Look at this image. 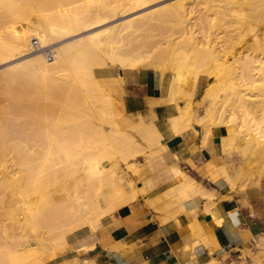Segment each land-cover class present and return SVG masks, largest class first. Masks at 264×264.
Segmentation results:
<instances>
[{
	"label": "bare ground",
	"instance_id": "6f19581e",
	"mask_svg": "<svg viewBox=\"0 0 264 264\" xmlns=\"http://www.w3.org/2000/svg\"><path fill=\"white\" fill-rule=\"evenodd\" d=\"M1 1L2 3L0 4L1 5L0 7H4V8H11L12 6L19 7L20 9H18L19 10L18 13H19V17L21 18L18 22L16 23L13 22L12 25L9 24L6 39H4L3 37H2L3 39H0V59L16 53L17 51H19L21 46H32L31 49L33 51L39 52L40 54L34 59L26 62L25 64H22L16 68H12L8 70L6 74L0 76V86L2 85L8 88L10 87L18 88L19 85L21 84V86L25 85L23 86L25 89V87L27 88L28 86L29 75H33L35 78L42 79V81L48 80V81H44L47 83L51 82V80L56 81L57 78H60V81L58 82H60L61 84L62 83L61 78H62V80L64 79V81L67 82V85L71 86V90L73 89L72 91L75 92L76 96L77 95L81 96V99L79 101L83 99V103L85 102V104L87 105L85 106L89 110L87 111V113L90 112L91 114V115L90 114L87 115L93 117L94 120L97 121L98 123L96 124L97 125L96 127L94 126L93 128L89 127L90 129L87 128V130H82L84 128L82 129L80 128L82 132H79L80 131L79 127L75 124L74 126L78 127L77 129L79 130L78 133L73 130L75 133L69 135L70 137L69 136L68 138L62 137V140L60 138L61 142L65 141L63 138L68 139L66 140L68 142L75 140V138L79 136L90 138V141L92 143L90 150L91 152L87 153L86 156H83L82 160L79 161L78 164H76V167H74L71 164V162L69 163L67 159L64 160L62 157L61 160V163L63 165L62 171L60 172V169H58L62 177L61 178L59 177L58 180L50 182L48 186L42 188L40 191H38L35 194H32L31 196H26V197L23 196L25 187L22 185H18L17 188H13L11 190L12 199L22 200V202L20 203L21 204L20 221L25 223V225L28 227V233L32 238V242L25 244L20 243V245L15 248H12L7 243H0V264H31L32 262H34L39 258L40 259L45 258L46 256L45 244H44L45 238L43 237H46V235L50 239L51 237L54 236L51 240L48 238L49 239L48 241H51L50 244L54 246H58L62 243H69L70 235L72 234L75 235L79 230L82 229L83 226L89 225L90 226L89 228L95 231L99 227L100 225L99 223L102 221L103 218H105L107 215L110 216V214L120 209L124 204L126 205V203L137 199L139 195L138 191L134 189L131 193H127L123 188L124 186L122 187L120 185V181L123 177L121 175L123 174L122 166L124 165L125 169L130 172L135 167L134 161L137 158V156L140 154V151L138 147H135L136 145L133 144L129 145L126 144V142L119 141V136H117V132L112 128H105L104 124H108V123L106 122L107 119L105 120V114H103V111L101 109L107 108V109L115 110L118 109V106L114 105L115 102L112 98L104 94L98 80L94 76L93 70L95 67H101V66L104 67L105 65L108 66L107 64H110L112 66L115 65L125 70L138 69L139 67L144 66L143 60L149 58L150 52L145 51L143 53H137L136 48H134L136 46L133 47V50L131 49L132 51L135 50L136 53L125 52L126 50L125 49H124L125 51L123 50L124 47H127L126 45L128 42L130 43L132 42L131 41L132 38H134L133 40H135L136 38H138L136 40H139V37H137L136 35L139 33L138 30H141L142 28L137 27L136 29L133 23H130L128 26L124 27L121 31L120 30L113 31L112 33H107V31L104 32L102 31L94 35H91L89 38L86 39L87 41H84L83 46L81 47L76 46V47L53 48L52 42L55 41V39H57L60 36H64L66 32L73 31L75 28L84 25L86 22L90 21L93 18L87 15V9H86L88 6H91L92 4L91 1L93 0H1ZM117 1L119 3H121L122 1L124 2V0H117ZM93 3H95V5L93 4V6L97 7V11L100 13V14L98 13L99 15L110 11L109 9L110 3H108L106 0H94ZM249 13H251V11H249ZM179 17L181 18L178 20L181 23L183 22L185 23L184 14L181 11L179 12ZM252 18H253L252 19L253 24L257 26L253 28L254 30L258 31L259 26L264 25V11L253 13ZM200 21H202L201 18ZM141 34H146V36H149L147 35L146 32L145 33L141 32ZM141 34L140 35L138 34V36H142ZM255 36H256L255 43L254 45H252L253 48L246 52L240 53L237 56L235 55V59L233 63L232 61H230L232 64L234 65L236 64V66L232 65L230 67L228 65V67L230 68L229 69L226 68V70H228L229 74L226 72V70L225 73L227 74L219 73L220 63H218V61L219 59L222 58H219L218 55H216L215 53H213L210 58L209 62L211 63L207 61L206 65L200 63L201 61H198L196 59L194 49H187V50L176 49L170 53L168 52L169 54L167 55L165 54L164 51H163L164 53H162L161 55L159 54V56L157 57L161 56L162 59L159 58L160 60L158 61L160 62L158 63L157 61V63L155 64V68L160 70L162 76H165L166 74L169 75L168 72L172 68H178L179 71L185 69L188 71V74L192 75V77L186 78V80L182 84H180V86L176 89V91L173 89L172 82H170L168 87L165 85L167 87V94H168L167 98H170L172 100L175 98L173 102H175V106L178 108L177 109L178 115L171 117L168 120L171 121L172 119V122L179 121L180 124L185 125V124H189V122H191L193 119L194 120L197 119L194 116V113H192L190 109L188 111L185 108V106L187 105H185L183 109H180L178 104L179 101L185 100L190 105L193 102L195 92L198 88L199 83L202 81H206L209 82V84L204 90V95L202 96L201 101L206 102V108L209 112V115L212 114L213 111L216 110L217 108L221 109L223 105L227 103L228 100H231L235 106L237 103L240 104L243 103L242 105L245 106L247 111V115H246L247 118L245 120L248 122V124H251L254 120H258V119H261V121L264 122V67H262L264 66V32H262V34L260 35L257 34ZM34 40H37L38 47L35 46V43L33 42ZM143 40L146 41L145 38ZM125 41H127V43H125ZM47 49H52V50H47ZM44 50L45 51L47 50V52H51L53 58L48 59V55L46 54L47 52L42 54L41 51ZM164 56L167 58L166 59L163 58ZM257 73H259L258 75H260L261 80L257 79L258 76ZM54 81L50 83L51 85L49 84L50 85L49 88H51L52 85L56 84L54 83ZM33 83L34 82H32V84ZM23 87H21L22 90ZM12 88H10L11 94L12 92H14L12 90L15 89ZM29 88H30L29 91H32L31 87ZM240 88L244 90L242 91ZM251 89H254L257 92H259L258 97L260 99L256 100L255 102L252 101L253 103L251 101H248L247 103L246 98L249 99L251 96L246 97L245 95L248 96L246 91ZM51 90H54L53 87ZM240 90L246 93L243 94L244 97H246L245 101L242 100L241 95H239L241 93ZM23 92L20 93L23 94ZM32 92L34 94V91ZM53 92L54 91H52L51 94ZM16 93L18 92L16 91ZM33 94L32 96H34ZM25 95L26 94H23L22 96ZM71 95H73L72 92ZM179 95L181 100H178L177 102V99L179 98H176V96ZM79 98L76 97L75 100L77 99L78 101ZM163 99H160L159 102H161ZM25 100L19 95V97L16 98L13 103H11L14 104V107L13 105H11L13 107L12 109L14 113L15 111L19 112L21 109L28 110L26 108L27 104L24 103L26 104L25 106L22 104L23 102H25ZM27 100H28L27 102L29 103V99ZM96 101H98L97 103L98 105L96 104ZM252 105L254 106L252 107ZM19 106H21L20 110L18 109ZM253 110L256 111L253 112ZM253 114H256L257 116L255 117ZM27 117H29V115ZM117 118L118 120H121L120 116H118ZM10 120L12 119L10 118ZM91 122L94 121L92 120ZM4 127H6V129H4V131L0 134L8 135V137L10 135L13 136V133L9 134L11 132L10 130L13 128V125H6ZM248 127H249L248 131L252 132L251 129L252 125ZM14 129L16 130V128ZM182 129L183 128L179 126L176 133H178ZM20 131L21 130L17 129V132L15 131L12 132L17 133L19 134L18 136H20L21 135L19 133ZM255 132L260 139L264 138V135L260 133L259 129L256 130ZM64 135L67 136L68 133L66 134V132L64 131ZM22 137H25L24 132ZM4 138L6 139V136ZM57 164H59V162H57ZM57 166H60V164ZM224 178L226 179L228 184L229 183L231 184V182L225 176V174H224ZM174 193L176 192L173 190L172 194ZM176 196L178 197V195ZM180 198L183 197L180 196ZM152 205L154 206V204ZM78 208L80 210H78ZM80 211H82V214L84 216H87L88 222L85 224L80 222L81 221V215L79 213ZM173 211L175 212V210ZM44 230L47 231L46 232L47 234H45V236H43L44 232L42 234V231ZM41 235L43 237H41Z\"/></svg>",
	"mask_w": 264,
	"mask_h": 264
},
{
	"label": "crops",
	"instance_id": "0c3cea01",
	"mask_svg": "<svg viewBox=\"0 0 264 264\" xmlns=\"http://www.w3.org/2000/svg\"><path fill=\"white\" fill-rule=\"evenodd\" d=\"M94 73L118 106L123 134L136 132L149 143L138 147L131 170L143 176L136 189L128 178L131 171L122 166L124 190L139 195L103 218L94 232L86 227L76 233L65 252L31 264L43 259L45 264H264V176L251 179L255 169L245 170L255 145L243 143L247 162L231 157L228 129L219 126L209 134L202 115L180 124L183 129L176 133L168 120L178 108L167 102L173 81L167 74L116 67ZM184 106L179 102L180 109Z\"/></svg>",
	"mask_w": 264,
	"mask_h": 264
},
{
	"label": "rangeland",
	"instance_id": "374dc122",
	"mask_svg": "<svg viewBox=\"0 0 264 264\" xmlns=\"http://www.w3.org/2000/svg\"><path fill=\"white\" fill-rule=\"evenodd\" d=\"M106 1L110 3V11L99 15L100 13L97 11V7L93 6V4L95 5V3H93L94 0L91 1V6H88L86 9L87 15L93 18L90 21L86 22L84 25L75 28L73 31L66 32V35L64 34V36H60L55 39V41L52 42L53 48L76 46L81 47L83 46L84 41H87L86 39L91 35L102 31H107V33H112L113 31L118 30L121 31L130 23H133L136 29L137 27L142 28L141 30H138L139 35L141 34V32H146L149 36H146V34H141L142 36H138L137 34L136 36L139 37V40H136L138 38L135 37L136 41L133 40L134 38L131 39L129 37L132 42H128L130 43L128 44L127 41H125V43H127V47H124L123 50L125 49V52L134 53L135 50H132L133 47L136 46L134 48H136L137 53L149 51L150 56L146 60H143L144 66H141L134 71L122 69L123 71L141 72L149 69H154L160 72L159 69L155 68V64L158 60H160L159 58H161V56L157 57L159 56V54L161 55L165 52V54L167 55L176 49H194L196 59L198 61H201L200 63L204 65L207 64V61H210L213 53L218 55L219 58H222L218 61V63H220L219 73L227 74L228 70H226V68L229 69L232 65H234L232 63L234 62L235 55L237 56L240 53L251 50L253 48L252 45H254L255 43V35H260L262 34V32H264V25L259 26L258 31L254 30L253 27L257 26H255L252 21L253 13L264 11V0H124V2L122 1L121 3H119L117 0ZM1 3L2 1L0 0V4ZM3 8L4 7H0V39H6L9 24L12 25L13 22L16 23L21 18L19 17L18 13V9H20L19 7L12 6L11 8ZM180 11L184 14V25L178 20L181 18L179 17ZM249 11H251V13H249ZM200 18L202 21H200ZM159 23H161L162 25ZM144 38L146 39V41L143 40ZM31 48L32 46H21L19 51H17L16 53L0 59V76L6 74V72L12 68H16L22 64H25L26 62L34 59L40 54L39 52L33 51ZM47 50L41 51V53L44 54L45 52H47ZM230 51L232 54L230 53ZM165 56L163 58L166 59L167 57ZM230 61H232V63ZM159 62L160 61H158V63ZM107 65L108 66L105 65L104 67H95L93 73L95 70L103 68H120L115 65ZM228 65L230 67H228ZM234 66H236V64ZM225 70L227 73H225ZM168 74L170 75L168 76L173 80L172 85L175 91L180 86V84H182L186 80V78L192 77L191 74H188L187 70L182 69L181 71H179L178 68H172L168 72ZM258 74L259 73H257V75ZM28 78L27 88L25 87L24 89L23 86L25 85L21 86V84L19 85L21 91L19 90V87H13L15 89L10 87L13 89L12 91H14L18 96H16L14 92H12L11 94L10 88L2 85L0 86V133H2L4 129H6V127H4L6 125H13L12 129L16 128V130H10L11 132L9 134L13 133V136L10 135L8 137V135L0 134V243H7L12 248L19 246L20 243L25 244L32 242V238L28 233V227L25 225V223L20 221V203L22 202V200L12 199L11 190L13 188H17L18 185H22L25 187L23 196H31L32 194L40 191L42 188L48 186L50 182L58 180L59 177H62L60 174L63 168V165L61 163L62 157L64 160L67 159L69 163L71 162V164L76 167V164H78L79 161L82 160V157L91 152L90 150L92 143L90 141V138L84 136L76 137L75 140L69 142L66 141L68 139L65 138H68L69 135L75 133L74 131L78 133L80 128H84L82 130H87V128L90 129L93 128V126L96 127V124H98L93 117L87 115L90 114V112L87 113V111H89L86 107L87 105L85 104V102L83 103V99L79 101L81 99V96H76L75 92L72 91L73 89L71 90V86L67 85V82L64 81V79L62 80L61 78V84L60 82H58L60 81V78H57L56 81L53 80L56 84L52 83L54 85L49 88L51 85L50 83L53 82L52 80L51 82L47 83L44 81L48 80L42 81V79L35 78L33 75H29ZM257 79L261 80L260 75L257 76ZM32 82H34L35 84L33 83V85ZM208 84L209 82L206 81H202L199 83L197 88L198 92L196 96H194L193 102L190 105L185 100H181L180 95L176 96V98H179L177 99V102L178 100H181L179 102H184L185 105L188 106V108L187 106H185V108L188 111L190 109L191 112L194 113L195 117L202 115L203 121L201 123H204L206 125V129L209 134L212 132L213 128H217L219 126H225L228 129V136L230 141L229 149H231L228 155H232L231 157H233V154H237L239 158L241 157L242 161L244 162L246 161V158L243 153V143H246L247 145H255L252 162L251 164H245V170L247 173H249L252 168L255 169L254 173L256 176L251 177V179H255L256 177L261 176L263 177L264 138L260 139L259 136L256 135L255 131L259 129L260 133L264 135V122H262L261 119H258L254 120L251 124H248V122L245 120L247 118V111L245 106L242 105L243 103H237L238 106L237 104L235 106L231 100H228L221 109L217 108L213 111L212 114L209 115V112L206 108V102L201 101L204 90ZM21 87H23V90L21 89ZM29 87H31L32 91H34V94L32 91H29ZM52 87L54 90H51ZM240 89L242 90V88ZM18 90L20 92L26 90L24 91L25 93L23 92V94H26L25 96H27L28 94V98L22 96L23 94ZM70 90L73 95H71ZM16 91L20 94L16 93ZM39 91H41L42 94ZM52 91L54 92L51 94ZM242 91L239 94L241 95L242 100L245 101L246 97L251 96L249 99L246 98L247 103L248 101L255 102L256 100L260 99L258 97L259 92L254 89L246 91L248 94V96L245 95L246 97H244L243 95L245 92ZM32 94L34 96H32ZM19 95L24 100L26 99L22 104L24 106L27 104L26 108L28 110L21 109V111V106H19L18 109L20 111H15L14 113L12 109L14 107V104L11 103H13L14 100L19 97ZM76 97H80L78 101L77 99L75 100ZM27 99H29V103L27 102ZM174 99L172 100L170 98H167V102L175 105V102H173ZM97 103L98 101H96V104ZM11 105H13V107ZM253 106L254 105H252V107ZM101 110L103 111V114H105V120L107 119L106 122L108 123L104 124L105 128H112L113 130H115L117 132V136H119V141L126 142V144L129 145L133 144L136 145L135 147L140 148H143L142 146H145L146 144L149 145L145 137L136 132H127L128 135L123 134V132L119 128V121L121 120H118L117 118L119 116L117 109L111 110L102 108ZM254 111L256 110H253V112ZM28 115L29 117H27ZM253 115L255 117L257 116L256 114ZM10 118L12 120H10ZM92 120L95 122V125L94 122H91ZM176 122L172 123V127L175 132L180 126V122ZM75 124L79 127V130H77V126H74ZM109 124L111 127L109 126ZM250 125H252V132L248 131V126ZM17 129L21 130L19 132L21 134L20 136H18L19 134L15 133L17 132ZM82 130H80L79 132H82ZM64 131L66 132V134L68 133L67 136L64 135ZM23 132L27 139L25 137H22ZM5 136L8 140L4 138ZM62 137H65L63 138L65 141L61 142ZM139 139H141L142 141L139 142ZM252 140L254 141V143ZM2 144H4L5 146ZM150 144L152 146H157L156 142H151ZM233 146H235V148ZM56 161L59 162L60 166H57L59 164H57ZM231 161L239 162L238 158H231ZM58 169H60V172ZM123 172L124 171H122V173ZM121 175L123 176V174ZM142 177L143 176L141 175V171L139 169L131 171L130 175L128 176V178L133 181L135 189L138 187V182ZM122 179L120 181V185L123 187V184L127 183L125 180V176ZM78 210L80 209L78 208ZM79 213L81 215L80 222L84 224L87 223V216H84L82 214V211H80ZM86 227L89 228L90 226H83L82 229L77 233H79L80 231L82 232ZM91 231L94 232V230ZM46 232V230L42 231L43 236L47 234ZM43 236L41 235V237ZM46 237H43L45 238L44 244L46 255L53 252L63 253L69 246V243H62L58 246H54L50 244L51 241H48L50 238ZM53 237H51V239ZM77 237L76 234H72L69 237V241L74 240ZM80 242L81 241L78 242L77 249H81L83 247V245H80ZM261 247L264 248L263 244H261ZM85 249L86 247L84 246V249L82 250ZM39 263L45 264L44 261H39ZM74 263L75 262H73V264ZM79 263L80 262L76 261V264Z\"/></svg>",
	"mask_w": 264,
	"mask_h": 264
},
{
	"label": "built area",
	"instance_id": "2783aa9c",
	"mask_svg": "<svg viewBox=\"0 0 264 264\" xmlns=\"http://www.w3.org/2000/svg\"><path fill=\"white\" fill-rule=\"evenodd\" d=\"M33 42L35 43V46L38 47L37 40H34ZM46 54L48 55V59H52L53 58V55H52L51 52H47Z\"/></svg>",
	"mask_w": 264,
	"mask_h": 264
}]
</instances>
